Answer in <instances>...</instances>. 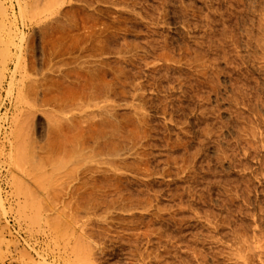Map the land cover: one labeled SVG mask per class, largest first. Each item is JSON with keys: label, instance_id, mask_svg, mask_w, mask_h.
Here are the masks:
<instances>
[{"label": "rangeland", "instance_id": "obj_1", "mask_svg": "<svg viewBox=\"0 0 264 264\" xmlns=\"http://www.w3.org/2000/svg\"><path fill=\"white\" fill-rule=\"evenodd\" d=\"M0 7V264H264V0Z\"/></svg>", "mask_w": 264, "mask_h": 264}, {"label": "bare ground", "instance_id": "obj_2", "mask_svg": "<svg viewBox=\"0 0 264 264\" xmlns=\"http://www.w3.org/2000/svg\"><path fill=\"white\" fill-rule=\"evenodd\" d=\"M1 10H2V9H1V7H0V15H2V18H3V17H5V16H4L5 14L3 13L4 10H2V11H1ZM1 21H2V20H1ZM1 29H2V27H1ZM1 32H2V31H1ZM18 128H19V127H18ZM18 130H19V129H18ZM20 132H21V131H20ZM21 133H22V132H21ZM17 135H19V134H17ZM17 138H18V137H17ZM20 138H21V137H20ZM17 145H19V144H17ZM17 159H18V158H17ZM19 159H20V158H19ZM19 159H18V160H19ZM23 161H24V160H23ZM19 162H20V161H19ZM21 163H22V162H21ZM20 165H21V164H20ZM18 167H19V166H18ZM18 167H17V168H18ZM42 177H43V174H42ZM43 178H44V177H43Z\"/></svg>", "mask_w": 264, "mask_h": 264}]
</instances>
